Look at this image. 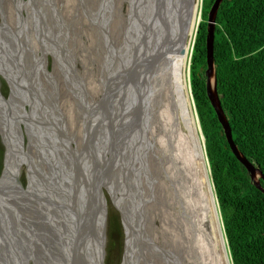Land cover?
Segmentation results:
<instances>
[{"label":"bare ground","instance_id":"bare-ground-1","mask_svg":"<svg viewBox=\"0 0 264 264\" xmlns=\"http://www.w3.org/2000/svg\"><path fill=\"white\" fill-rule=\"evenodd\" d=\"M36 1H40V0H29L28 2L24 0L18 1V5L20 9L19 11H17L18 18L17 20L16 18H14L12 21H10L12 22V24H9L8 26L10 28V31H6L5 33L8 36L7 40L5 42L3 41L4 44L6 45L5 46V62H6L9 59V57L8 59L6 58V51L10 53V51L14 50V46L11 42L10 34L14 35V37L17 39L21 38L23 40L22 42H24L23 46H24L25 52L28 53V57L32 58V67H31L32 75L30 74V80L34 84L38 76H40L44 72L48 73V70H46L47 62H48L46 60L48 56L46 55L47 48L43 45L41 41L42 37L39 36L40 39L37 37V34L41 36L42 34H41V30L37 28L35 24L36 23L35 18L36 19L39 18L40 20V16L35 15L33 12H30L32 7L35 5ZM46 1L51 2V4L54 7L55 13H58L60 10L59 7L61 8L60 2L62 1L63 4L65 5L68 0H46ZM104 2L105 3L101 8V12L104 9L106 13L109 14V8L113 11V15L110 13V16H109V18L112 19L111 21L112 25L109 27L107 31L108 38H110L109 36L112 32V29L118 27L119 22H120L119 19L123 16V14L120 12L123 6L120 5L122 0H104ZM195 2H199V5L201 4V0L200 1L195 0ZM3 4H4V0H3ZM99 8H100V4H99ZM23 9L29 12L28 17L26 19L21 15V11ZM194 10L195 11L192 15V18L189 24L188 39H187L186 47L184 48L183 54L179 52L178 50L169 51V50H166L163 47V45L161 46V51L163 55L160 58H162V60L160 61V58L154 59V63L152 64L154 70L142 82H140V89L139 88L137 89V92L140 91V94L136 93L137 94L136 96L137 98H140V100L143 101L142 107L138 108L137 111L140 114L143 113V115H145V119L151 122V127L147 130L150 137L148 138V135L146 134L147 135L146 139L148 138V140H147V144L145 145V147H148V148L151 147L155 151V154H152V156L153 155L155 156L154 158L150 159V163H152L153 168H155V165L166 163V168L169 169L170 171L172 169L173 171L172 175L176 176V179L172 181V184L174 185V188H175L174 192L175 194L176 193L178 194L177 196L174 195V198L172 199L173 203H175V205L178 206L177 210H173V214H174L173 219H174V222L176 221V224H174V227L176 225V226H179L181 230H183L182 234L184 235L183 236L184 238H181L180 236V239H182L185 245L191 244L193 246V250L197 251L198 253L197 255L201 259L200 261L201 263L190 262L189 264H228V259L222 248L221 240L217 235V223H216L214 206H213V203H211V199L208 197L207 188L202 182V180L205 178V174L203 170L201 169L202 165L201 163H199V161L195 162L193 159V157L196 156V153L200 150V146L196 143H192V140L190 138L189 139L190 151H189L188 157L186 156L185 158L180 157L178 154H176V147H174L173 139L171 138L172 136L171 127L169 128V122L175 121L174 120L175 116H179L181 118V116H183V113L184 114L186 113L185 117L190 119L192 133H193V136L196 137V130L194 128H197L198 126L193 125V121H192L193 117L190 114V112H188L186 108V103L183 102L187 98L186 90H185L186 88L185 82H187V86H188L189 79H188L187 71H188V65H189V56H190L191 48L194 42L196 30H198V25L202 23L200 6H197V7L194 6ZM67 11L70 12V10H67ZM98 11L100 12V9ZM19 17H20V20H19ZM92 18L93 20H95L96 16ZM23 19H24V22L27 21V23L26 25H24V28L21 31V28L19 27V24H17V21L19 23V22H22ZM42 19L44 18L42 17ZM85 25H87L86 20H85ZM87 26L89 30L88 32L89 35L93 39L95 38V44L98 47V50L96 53H99L100 51L106 52V49L104 47L105 43L102 40V37L99 38L97 36L98 34L96 35V29L101 26V23L99 22L98 26L94 25V22H92V20L90 19L89 24ZM3 28L5 29V27ZM29 34H33V42H32V47L27 49L25 41H26V36H28ZM66 41H67V38L63 40V43H65ZM47 44L49 45V43ZM152 46L155 47L153 42L150 40V37L146 40V42H144L143 40L142 53L149 52ZM65 52H68L67 49L65 50ZM19 54H24V52H22V49H20ZM19 57L18 55L16 56L15 54L10 53V59H14V58L17 59V67L16 65L15 67L14 66L12 67L16 69L26 68L27 70L28 64L19 66V61H20ZM26 57L27 56L25 54L23 62H26V59H27ZM9 66L3 63V69L5 71H8L5 74V76L7 80L9 81L12 87V90H13L11 102H14L15 104V102L17 101L18 95H19L18 90H17L19 76H18V73L12 76L11 72L9 71ZM96 67H97V64L94 65V68ZM11 71L13 72L12 69ZM60 71L61 69L58 68L56 72H54V74L52 75L49 74V75L52 77L53 80H56L55 78H57L58 74L60 76L62 75L61 73H59ZM98 71L100 73V68L98 69ZM189 72H190V69H189ZM106 82L107 80L101 83L95 82L93 83V85L90 84V86H88L86 89L84 88L86 90V94L84 96L83 101L87 103L89 102L92 103L95 101L96 103L98 100V97L101 96V94L104 92V89L103 90L101 89V85L102 83H104V87H106ZM212 82L213 84H215L214 77L212 79ZM76 91L78 90H75V92ZM70 95L72 94H69V96ZM107 103L109 102H106L105 104ZM7 105H8L7 100L4 97H1L0 95V107L3 106L4 107L3 110L4 109L6 110ZM102 105L103 103H101V106ZM64 108L65 107H63V109ZM12 109L13 108H11L10 112L5 111L6 113L3 111V121L0 119V135L2 134L1 136L5 142V145L7 146L6 166L3 172L2 179L0 180V193H3V195L1 196L7 199L6 206H14L18 202L25 203V201H30L29 198L31 197V195H41V197L38 198L41 202L37 201V203H34L30 201V203L32 204L33 208L37 211L36 216H37L38 223L41 228L45 227L46 225L50 223L52 224L53 228L51 231L55 233V234L53 233L52 236L57 239V241H54L55 247L59 248L58 245H60L61 247L62 245H68L69 246L68 250L70 249L72 250L75 246H84L85 251L82 257L83 260L81 261L80 264H87L88 259L90 261V264H101L102 261L104 262V254L101 252L102 250L101 238L103 237V235L105 236V226H104L105 221L104 220L106 219L107 212H101L98 210L96 211L95 206L93 204L95 201H97L96 190H94L93 203H91V208L93 210L92 212H94V217H93V221H90L91 223H89L88 232L86 231L87 233L85 234L82 231V227L85 225H83L82 222H79L78 218H80L81 221L84 220L85 214L81 210V206L83 208H85L86 206L90 207L89 205L90 201L89 199L88 201H86L87 199L83 200L82 196L85 193L83 192L81 195V193L78 192L77 189L73 186V181L71 179V176L73 175V172L75 170H71V169H73L74 167L70 168L69 163L66 165L65 158H64L65 164H63V167H61L59 171L54 170L55 166L51 162H49L48 164L47 162L45 163L42 160L38 162V164L36 165L35 162H31L28 159L30 153H32V155H35V156L38 155V157H40L38 153L37 154L35 153V151L27 153V156H21L20 155L22 153L21 145H23L21 144L22 139H20L21 137L20 138L17 137L12 131L13 125L16 124L15 121L18 120L21 122V120L16 119V114H11ZM69 116L72 120H77L75 113L72 112L71 115ZM54 118H57V117H54ZM55 121H57V119ZM59 121H62L59 124L61 125L65 124L64 123L65 121L63 120H59ZM188 121H186V124ZM39 127H41V125ZM95 131H96V128L94 127L90 134H94ZM197 132L198 134H200L199 127L197 129ZM83 133H86V129L82 131L81 130L69 131L66 133L67 134L66 138L65 137L64 138L65 139L68 138V142H70V145L77 144V141L79 140L82 141V135H84ZM183 134L185 136L187 135L188 137H190L189 133L185 134V131H183ZM36 135L37 134H35V138H36ZM54 138H55L54 142L58 143L59 135L54 136ZM36 140L39 141L38 143H41L42 141L40 138H38V136ZM79 144L80 143H78V145ZM67 151H68L67 154L71 153V155H75L81 151V148L78 149V152L74 151L73 148H71V150L68 149ZM51 153L54 158L57 157V155L54 154L52 151ZM88 153L90 154V156L92 155L89 149L86 150V152L83 154L85 161H88L87 160V158H89ZM146 154L147 153H142V155L144 156H146ZM68 155L70 156V154ZM77 158H78V155H77ZM52 161H55V159ZM24 164H27L30 169V179L32 183V186H30V191H33V192L24 191V189L22 188V186L20 185L18 181L19 171L22 169ZM34 166H37L38 169H40L41 174L39 173V170H37ZM177 167L179 168L177 169ZM95 176L96 175H94V177ZM46 177L47 178L50 177L51 181H53L54 186L53 188L51 186V188L53 189L51 191L49 190L50 188L47 187V185H45V183L47 182ZM117 177H116V174L114 172V167H113L110 175L109 176L106 175V177L103 178L104 184L112 187V188L106 187L105 190L109 191L110 194L113 196V201H114L116 208L117 206L119 207L121 206V201L117 200L118 196L121 195L122 191H126V182L120 181L119 178ZM85 182L86 180L85 181L79 180L78 186H81ZM43 184L45 187L43 186ZM116 185H117V188H115ZM70 186L72 187L73 192L70 191ZM69 193L71 194V197L66 198ZM15 194L18 196L17 202L8 200V199H12V197H14ZM152 196L155 197L157 200L159 199V197L158 196L156 197V195L154 194ZM52 198L53 199L57 198V200L53 201ZM160 198H162L161 195H160ZM48 199H50L51 203L49 204V206L47 205V209L45 211H43L42 209L40 210V207H42L43 209L45 208V205L42 206L41 203L46 202ZM64 200L71 205V209H69L68 207L66 208L64 207L65 205ZM74 201L78 202V204L77 203L75 204ZM104 202H105V199H104ZM25 214L29 218V219L27 218V220L25 221L26 225H28L29 227L30 225L29 221H32L31 216L29 215V209L25 211ZM49 218H50V222H48ZM4 221H5V224L3 228V234L0 235V248L2 249V251H0V254H1L0 261L2 262V264L3 262L4 264H26L24 263L25 259H28L30 262L34 263L33 260L27 258L29 254L32 257H35L37 260L38 258L41 259L40 256L38 255L39 254L38 250L39 251H42V250L41 249L32 250V243L33 241L35 242V237L30 238L31 236H28L26 238L25 235L27 234V232L23 231L22 237L19 236L20 241H21L20 245L12 246V247L10 246L9 241L6 237L9 234L10 242H13V240H15L14 234H13L14 226H11V225L9 226L6 219ZM208 223L213 224L214 226H209ZM131 231H132V236L134 237V239L132 240V243L130 242L129 244L126 245V248L127 247L128 248L126 249V253L124 256V264H133V257H134V254L137 253L138 247L143 246L145 244L143 240V237H145L144 236L145 233L143 232V226L141 222L138 221L137 214H135V221H133V225H132V228L130 229V232ZM170 237H171V241L173 242V244H176L173 238L174 237L177 238V236L175 234H171ZM41 240L44 242L45 237L44 236L41 237ZM131 244L132 246H130ZM4 247L6 249H4ZM19 251L22 253L18 254ZM36 251L38 254L34 253ZM6 253H12V257H13L12 261L9 262V260L6 259ZM49 253H51V251H48V252L42 251L43 257ZM57 255H61L60 251L57 252ZM71 256H72L71 252L67 256L63 254V257L67 258L66 259L67 264H68V259L71 260ZM92 260L94 263L92 262ZM58 263H62L61 260L58 261Z\"/></svg>","mask_w":264,"mask_h":264},{"label":"water","instance_id":"water-1","mask_svg":"<svg viewBox=\"0 0 264 264\" xmlns=\"http://www.w3.org/2000/svg\"><path fill=\"white\" fill-rule=\"evenodd\" d=\"M124 1L128 6L125 16V27H123L120 31L118 27L113 28L108 42H105L104 45L106 52H109V46L106 43H110L112 48L115 50L117 58L115 77H109L107 79L106 87L104 89L105 95L102 99V102L109 103L102 106L101 104L97 105V102L93 103L90 106V110L84 114L87 129L89 130L95 127L96 131L94 134L86 133L84 135L85 139H83L81 147L82 151L84 153L86 152V149L84 148L87 143V150L89 149L92 155L90 156L88 153L89 158H87L88 162H86L88 164L86 165L81 163L80 169L86 176L90 174V172H98V174L93 177L95 184L92 185V188L93 190H96L97 195V201L93 203L96 211L107 212V205L106 202H104V199L105 193L107 192L110 194V192L104 190L106 187H112L105 185L103 178L110 174V171L112 170L111 162L114 163V172L116 177L118 175L117 178H119L120 181L126 182V191H122L121 195H119L117 199L121 201V206L123 205L122 207L117 206V210L120 212L122 224L126 232V245L130 242L132 243V240L134 239L130 229L132 228L133 221H135V214H137L138 221L141 222L143 232L145 233V237H143L145 244L138 247L137 253L134 254L133 257L135 264H156V258L160 259L161 264H189L190 262L201 263V259L197 255V251L193 250V246L191 244L185 245L182 239L179 240L177 238L176 243L178 244V247L176 248L169 235L165 232V230H162L163 225H160V229L155 225V222L153 223L151 219L148 218V216L151 217V212L146 209L144 202L146 200H149V202H153L155 200V197L151 195L148 196L149 194L147 192L150 191L151 193V187L154 188L155 181L157 180H155L156 177L154 178L150 176L149 166L145 163V156L142 155V153H147L151 148L145 147L150 136L147 130L151 127V122L146 119L144 120L143 116L137 111L138 108L142 107L143 101L140 100V98H137L135 92L138 88L140 89V82H142L154 70L152 65L154 63V59H159L163 55L161 51L162 45L166 50H178L183 54L188 39L189 24L195 11L194 6L197 7L200 5L199 2H195V0ZM223 2L224 0H216L209 14L207 36L208 68L206 72L207 94L218 115L219 121L223 127L228 144L234 156L247 169L257 188L264 193V188L261 184V180L264 179V175L241 153L236 145L231 125L223 110L221 98L217 89L218 82L214 56L215 33L217 15ZM104 3V0H102V6ZM202 3L203 0H201V5H203ZM110 11L111 10H109V12ZM200 13L202 15V9H200ZM111 21H108L107 23L108 29L112 25ZM200 25L201 24H199V27ZM197 33L195 35L192 51L190 53L191 61L188 86L187 82H185L187 98L183 102L186 103V108L193 117V125L199 127L200 134L197 132V127L194 128L196 130V137L193 136L191 122L190 119L185 117L186 113H183L181 118L179 116H175V121L169 122V128L171 127V138L173 139L174 147H176V154L180 157H188L190 151V138L192 143H196L200 146V150L196 153V156L193 157V159L195 162L199 161L202 165L201 169L205 174V178L202 182L207 188L208 197L211 199V203H213L214 206L217 223V235L221 240V245L228 259V264H233L219 202L214 190L212 176L210 174L211 167L207 157L206 138L200 123L191 85V65ZM125 34L126 36H124ZM149 37L155 47L152 46L149 52L142 53L143 40L146 42ZM11 40L13 39L11 38ZM0 41L2 40L0 39ZM22 41V39L19 41L21 45ZM67 51L68 52H65L63 50L61 54L58 55V59L64 62L67 67L68 74L75 76L77 81L79 80L81 82L82 77L76 74L73 67L75 64L72 57L73 50L71 48H67ZM161 60L162 58H160V61ZM83 67L85 70L93 69L87 65H83ZM105 76H107V74H105ZM213 77L215 78V84L212 82ZM7 107L8 105L6 108ZM11 108L13 107L7 108L8 112H10ZM17 114H19V116L21 115L18 111ZM19 116H16V119ZM0 119L3 121V106L0 107ZM186 121H188L187 124ZM183 131H187L190 137L187 135L185 136ZM146 134L148 135L147 139ZM89 167L91 168L90 171ZM178 168L179 167H177V169ZM157 169L158 175L161 174V176L165 178L164 180L170 181L169 187H171L172 190H170L171 192L166 198V203L168 202L171 208L168 206V209L166 208L164 210L161 207L162 203L159 206L156 202L153 204L157 213L160 212V214H164L166 219H169L172 217L173 210H177L178 207L172 201L174 195H178L177 193L175 194V188L172 184V181L176 179V176L172 175L173 171L166 168V163L158 165ZM77 171L78 170H75L71 176L73 186L75 188L76 186L78 188L79 182V175ZM115 188H117V185ZM89 205L91 207V202ZM153 213L154 212H152V214ZM34 214L35 213L30 214V216ZM78 221L81 222V219L78 218ZM29 222L31 223V221ZM32 223L34 225L38 223L37 216L36 220H32ZM173 223L176 224V221ZM104 226L106 227V222ZM2 234L3 233H0V235ZM105 239L106 237L103 235L101 238V252L104 255ZM130 246H132V244ZM84 251V246H75L72 249L71 260L68 264H79L80 260H83L82 256ZM33 258L36 262H42V260L38 261L35 257ZM49 261H52V259L47 257L45 262ZM0 264H2L1 261ZM87 264H90L89 259ZM101 264H104V262L102 261Z\"/></svg>","mask_w":264,"mask_h":264},{"label":"rangeland","instance_id":"rangeland-1","mask_svg":"<svg viewBox=\"0 0 264 264\" xmlns=\"http://www.w3.org/2000/svg\"><path fill=\"white\" fill-rule=\"evenodd\" d=\"M18 1L19 0H4V4H3V0H0V39L2 40V41H0V95H1V97H4L7 100V103H8L7 108L13 107L11 114H16V116H19V114H17V111L21 114L19 117H17V119H20L22 123L20 121L16 120L15 121L16 124H14L13 128H12L13 133L17 137H19V138L21 137L20 139H22L21 144H23V145H21L22 153L20 155L21 156H27V153L35 151V153L36 154L38 153L40 157H38V155L35 156V155H32V153H30V155L28 157L29 161L35 162L36 165L38 164V162H40L42 160L45 163L47 162L48 164H49V162H51L55 166L54 170H57V171H59L61 169V167H63V164H65V162H64V158H65L66 165L69 163L70 168L74 167L71 170H77L81 163L87 165L88 163H86V162H88V161H85L84 155L81 157V160L79 158V154H78L79 159L77 158V155L75 153H74L75 155L69 156L68 155L69 153L67 154V152H68L67 150L68 149L71 150V148H73L74 151L78 152V149H80L82 147L83 139H85L84 135L86 133L90 134L94 128L93 127V128L88 130L87 125H86L85 120H84V114L88 110H90V106L93 103H95V101L92 103L91 102L87 103V102L83 101L84 96L86 94L85 89L88 86H90V84L93 85V83H95V82L101 83V82L107 80L109 77L114 78L115 74H116V61H117V58H115L116 57L115 50H114V48H112L110 43H106L109 46V49H108V50H110L109 52L100 51L99 53H96L98 50V47L95 44V38L93 39L89 35V33H88L89 30H88L87 25L89 24L90 19L92 20V22H94V25H97V26L100 22L101 26L96 29V35L98 34L97 36L99 38L102 37V40L104 41V43L108 42L109 38L107 37V31H108L107 23H108V21L112 20L111 18H109V16H110V13L113 15V11L109 8V10H111L109 12V14L106 13V11L104 9L101 12V8H102V1L101 0H75V1L74 0H68L65 5L61 1L60 2L61 8L59 7V9H60L59 12L55 13L54 7L51 4V2L46 1V0L36 1L35 5L32 7L30 12H33L35 15L40 16V20H39V18L38 19L35 18V21H36L35 24H36V27L41 30V34H42V36L37 34V37L39 39H40V37H42L41 41H42L43 45L47 48L46 55H48V56H47L46 60L48 62H47V69L46 70H48V73L44 72V73H42L43 75L42 74L40 75L41 77L38 76L36 78V82L34 84L30 80V74L32 75V69H31L32 58L28 57V53L25 52V49L23 46L24 42H22V45L19 43L21 38L17 39L12 34H10V38L13 39V40H11V42L14 46V50L10 51V53L15 54L16 56L18 55V57L20 56L19 57V59H20L19 66L28 64V67H27V70H26V68H23V69L14 68L15 65L17 67V59L16 58L10 59V53H8L7 51H6V58L8 59V57H9V59H8L9 62L8 61H6L7 63L5 62V46L6 45L4 44V42L7 40V37H8L7 34H5V33H6V31H10V28L8 27L9 24H12V22H10V21H12L14 18H16V20H17V18H18V12L17 11L20 10L19 5H18ZM24 1L28 2L29 0H24ZM99 4H100V8H99ZM120 5L123 6V8L120 10V12L123 14V16L119 19L120 20L119 25H118L119 31L122 30L123 27H125V16H126V10L128 7L124 0H122ZM203 5H204V3H203ZM99 9H100V12L98 11ZM200 9H202L201 4H200ZM67 10H70V12ZM28 13L29 12H27V10H24V9L21 11V15L25 19L28 17ZM102 15H103V17H102ZM94 16H96L95 20H93V18H92ZM42 17L44 19H42ZM201 17H202V15H201ZM19 20H20V17H19ZM85 20H86L87 25H85ZM22 23H23V25H22ZM26 23H27V21L24 22V19L22 22H19V23L17 21V24H19L21 31L24 28V25H26ZM3 27H5V29ZM198 27H199V25H198ZM15 28H16V26H15ZM68 29H69V31H68ZM46 30H47V32H46ZM196 33H197V30H196ZM15 34H16V32H15ZM33 34H29L28 36H26L25 44H26L27 49L32 47ZM124 36H126V34ZM65 38H67V41L65 43H63V40ZM47 43H49V45ZM67 48H72V50H73L72 51V57H73V61L75 62L73 67L75 69L76 74H78L82 77V85L80 84L79 80L77 81V78L75 76L68 74L67 67L65 66L64 62H62L61 60L58 59V55H60L61 52L63 50L65 51ZM20 49H22V52H24V54H19ZM191 51H192V48H191ZM25 54L27 56L26 57L27 63L23 62ZM55 55H57V56H55ZM70 60H71V58H70ZM190 60H191V54L189 56V65H188V71H187L188 77H189V69H190L189 68ZM3 63H5L7 66L10 65L9 71L11 72L12 76L14 74H17V73L19 76V82L17 84V90H18L19 95H18V98H17V101L15 102V104H14V102H11L13 90H12V87H11L9 81L7 80V78L5 76V74L8 71H5L3 69ZM85 64L87 66H89L90 68H93V69L92 70H85V68L83 67V65H85ZM96 64H97V67L94 68V65H96ZM56 65H58V66H56ZM12 66H14V67H12ZM57 67L59 69H61L62 75L60 76L58 74L57 78H55L56 80H53L50 75H52V74H54V72H56V70L58 69ZM99 68H100V73L98 71ZM11 69L13 70V72L11 71ZM105 74H107V76H105ZM101 89L102 90L105 89L104 83H102ZM75 90H78V91L75 92ZM135 92L137 94H140V91L137 92V90H136ZM69 94H72V95L69 96ZM104 95H105V91L101 94L102 97L101 96L98 97L97 105L101 104V103H103V105H104L106 103V102H102ZM2 101H3V99H2ZM3 104H4V102H3ZM63 107H65L64 109L66 111L63 109ZM3 111L8 112L7 109L6 110L4 109ZM72 112L75 113L77 120H72L70 118L69 115H71ZM141 115L143 116V118L145 120V115H143V113ZM54 117H57V118H54ZM56 119H57V121H55ZM59 120L65 121L64 122L65 124L64 125L59 124L60 122H62ZM40 125L42 128L39 127ZM84 129H86V133H83L84 135H82V141L76 140L77 144H71L70 145V142H68V138L65 139L67 132L73 131V130H75V131L81 130L82 131ZM185 133H187V131ZM35 134H37L36 138H35ZM1 135H0V180L2 179L3 172H4L5 166H6V161H7V146L5 145V142H4ZM56 135H59L58 143L54 142L55 141L54 136H56ZM37 136H38V138H40L42 140L41 143H38L39 141L36 140ZM64 140H66V141H64ZM78 143H80V144L78 145ZM51 151L54 154H56L57 157L54 158ZM152 154H155V151L152 148H150L147 152V156H145V159H146L145 162L148 163L149 168L151 167L149 169L150 170V172H149L150 176L154 177V178L156 177L155 180H157V181H155L154 188L151 187L152 188L151 193H150V191L147 193L149 194L148 196H150V195L152 196L154 194V195H156V197L158 196L159 199L157 200L155 198V200L153 202H148L149 200L148 201L146 200L144 202L146 209L151 212V217L148 216V218L151 219V221L153 223L155 222V225L158 226L160 229H161L160 225L162 224L163 225L162 230H165V232L169 235V237L171 236V234H175L178 239H180V236H181V238H184L183 237L184 235L182 234L181 228H179V226H176L177 229H176V227H174L173 214H172V217H170L169 219H166L164 217V214H160L159 211H158L159 213H157V211L154 207L153 203L156 202L158 206L162 203L161 207L164 210L166 208L168 209V206H169V208H171L169 203L168 202L166 203V201H167L166 198L170 194V192H171L170 190H172V188L169 187L170 181L164 180L165 178L163 176H161V174L158 175V169H157L158 165H155V168H153L152 163H150V159L154 158V156H155V155L152 156ZM51 159L52 160L55 159V161H52ZM111 165L113 168L114 163L111 162ZM34 167L37 170H39V173H40V169H38L37 166H34ZM50 170H52V169H50ZM171 171H172V169H171ZM110 173H111V171H110ZM96 174H98V172H91L87 176L85 174H80L79 180L80 181L86 180V182L83 183L81 186H78V188L76 186L77 191L80 192L81 195L83 192L85 193L82 196L83 200L87 199L86 201H88V199H89V201L91 203H93V195H94L92 185L95 184V180L93 177ZM210 174H212L211 170H210ZM90 175H92L91 176L92 178L90 177ZM109 175L110 174H108V176ZM54 177H56V176H54ZM46 179H47V182L45 183V185H47V187L50 188L49 189L50 191L53 190L52 189L54 186L53 181H51L50 177H48V178L46 177ZM18 181H19L20 185L22 186V188L24 189V191H30V186H32V183H31V179H30V169H29V166L27 164H24L22 169L19 171ZM43 186H44V184H43ZM51 186H52V188H51ZM70 191L73 192L71 186H70ZM104 191H106V190H104ZM3 192H4V190H3ZM30 192H33V191H30ZM159 194L161 195L162 198H160ZM1 195H3V193H0V196ZM74 195H75V193H74ZM17 197L18 196L15 194V196L12 197V199H8V200L17 202L18 201ZM40 197H41V195H31V197L29 199H30V201L37 203V201L41 202L38 199ZM70 197H71V194L69 193L66 198H70ZM5 199L6 198H4L3 196L0 197V212H1L0 213V233H3V228H4V224H5L4 220L5 219L7 220L9 226L10 225L14 226L13 234H14L15 240H13V242H10L9 234L6 237L9 241L10 246L12 247V246L20 245L21 241H20L19 236L22 237V232L24 231V232H27V234L25 235L26 238L28 236H31L30 238L35 237V242L32 240L34 243V245L32 243V250L41 249L43 252L51 251L50 254H46L44 257H43L42 251L38 250L39 254L37 253V251L34 252L35 254H38L41 258V259L38 258V261L42 260V262H36V260L29 254V256L27 258L33 260L34 263L30 262L28 259H25L24 263H26V264H36V263L37 264L38 263L39 264H66L67 258H64L63 254H65L67 256L70 252L72 253L71 249L68 250L69 249L68 245H62V247L60 245H58V247L60 249L56 248L54 241H57V239L52 236V234L54 233L52 231L51 232L48 231L50 238L45 237V240L43 242L41 240V237H43V232H40L39 230L37 231V229H41L39 223H37V225L34 226V224L31 221L29 227H28V225H26L25 221L27 220L28 216L25 214V211L29 209V215L32 213L37 214V211L33 208L30 201H25V203L18 202L14 206H6L7 199L6 200ZM52 200L55 201V200H57V198L56 199L52 198ZM47 201L44 202L45 204L41 203L42 206L45 205V208L43 209L42 207H40V210L42 209L43 211H45L47 209V205L49 206V204L51 203L50 199H48ZM105 202L107 205V216L105 219V222H106V227H105L106 239H105L104 264H124V256L126 253V240H127V238H126V232H125L124 226L122 224L121 215H120V212L115 207V204L113 201V196H111L107 192L105 193ZM74 203L78 204V202H76V201H74ZM64 204H65L64 205L65 208L68 207L69 209H71V205L69 203H67L65 201ZM22 206H23V208H22ZM86 207L83 208L81 206V210L85 214L84 220L81 221L82 224L85 226H83V227L81 226V227H82L83 233H85V234L88 232L89 223H91L90 221H93V217H94V212H92L93 211L92 208L89 206H86ZM72 211H73V209H72ZM152 212H154L155 214L154 213L152 214ZM35 214L31 216L32 220H36ZM91 215H92V217H91ZM24 222H25V224H24ZM208 224H209V226H214L213 224H210V223H208ZM191 225H192V223H191ZM15 228H16V230H15ZM31 229H33V230H31ZM30 231H31V233H30ZM144 236H145V234H144ZM177 238L176 237L173 238L175 242L177 241ZM52 239H54V240H52ZM170 239H171V237H170ZM51 240H52V242H51ZM143 240H144V238H143ZM144 242H145V240H144ZM175 246L177 248L178 244L176 243ZM4 249H6V248L4 247ZM0 251H2L1 248H0ZM54 251L55 252L60 251L61 255H57V252L55 254ZM19 253H22V252L19 251L18 254ZM38 255H37V257H38ZM0 257H1V255H0ZM47 257H50L52 259V261L45 262L44 260ZM6 259H8L9 262L12 261L13 260L12 253H6ZM60 260L62 263H58V261H60ZM158 261L160 262V259L156 258V264H159ZM68 263H70L69 259H68ZM133 264H135L134 261H133ZM160 264H161V262H160Z\"/></svg>","mask_w":264,"mask_h":264},{"label":"trees","instance_id":"trees-1","mask_svg":"<svg viewBox=\"0 0 264 264\" xmlns=\"http://www.w3.org/2000/svg\"><path fill=\"white\" fill-rule=\"evenodd\" d=\"M204 0L191 85L233 264H264V193L234 156L207 94L209 14ZM218 93L241 153L264 175V0H224L216 20ZM264 188V179L261 180Z\"/></svg>","mask_w":264,"mask_h":264},{"label":"clouds","instance_id":"clouds-1","mask_svg":"<svg viewBox=\"0 0 264 264\" xmlns=\"http://www.w3.org/2000/svg\"><path fill=\"white\" fill-rule=\"evenodd\" d=\"M203 3H204V0H203ZM202 3V4H203ZM202 12H203V5H202ZM198 34V33H197ZM196 43V42H195ZM195 47V46H194ZM193 58V57H192ZM86 147L84 148V149H86L87 150V143H86V145H85ZM83 154H84V152L82 151V148H81V151H80V153H79V156H80V158L83 156ZM90 167H89V171H90ZM78 171V175H80V174H84L83 172H82V170L80 169V165H79V168L77 169ZM91 173V172H90ZM77 177V176H76ZM94 191V190H93ZM37 224H35L34 226H36ZM52 224L50 223V224H48V225H46L45 227H42L41 229H38L40 232H43V236L44 237H46V238H50L49 237V234H48V231H50L51 232V230H52ZM82 251H83V249H82ZM83 257V256H82ZM81 261L82 260H80V262H79V264L81 263Z\"/></svg>","mask_w":264,"mask_h":264},{"label":"flooded vegetation","instance_id":"flooded-vegetation-1","mask_svg":"<svg viewBox=\"0 0 264 264\" xmlns=\"http://www.w3.org/2000/svg\"><path fill=\"white\" fill-rule=\"evenodd\" d=\"M75 1V0H74ZM72 49V48H71ZM59 73H61V71L59 72ZM80 84L82 85V80H81V82H80ZM80 152H78L76 155H78ZM70 155H71V153H69ZM48 222H50V218L48 219Z\"/></svg>","mask_w":264,"mask_h":264}]
</instances>
